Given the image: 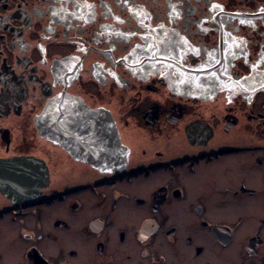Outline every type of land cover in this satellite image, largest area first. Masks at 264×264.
I'll return each instance as SVG.
<instances>
[{
	"label": "flooded vegetation",
	"instance_id": "af4514ba",
	"mask_svg": "<svg viewBox=\"0 0 264 264\" xmlns=\"http://www.w3.org/2000/svg\"><path fill=\"white\" fill-rule=\"evenodd\" d=\"M0 264H264V0H0Z\"/></svg>",
	"mask_w": 264,
	"mask_h": 264
},
{
	"label": "water",
	"instance_id": "95a60500",
	"mask_svg": "<svg viewBox=\"0 0 264 264\" xmlns=\"http://www.w3.org/2000/svg\"><path fill=\"white\" fill-rule=\"evenodd\" d=\"M14 164H16L17 166L19 165L20 167H23L26 165H31L33 163L29 162V160L20 159V160H15ZM35 165H38V164H35ZM35 172H37V173L35 174V179L32 181H35L36 188H37L38 186H40V184H44L47 181V175L48 174H47L46 167L43 168V171L37 170ZM20 173H23L25 175L27 174L26 172H20ZM23 174H21V175H23ZM100 225H101V220H96L91 224V228L92 227H100Z\"/></svg>",
	"mask_w": 264,
	"mask_h": 264
},
{
	"label": "rangeland",
	"instance_id": "374dc122",
	"mask_svg": "<svg viewBox=\"0 0 264 264\" xmlns=\"http://www.w3.org/2000/svg\"><path fill=\"white\" fill-rule=\"evenodd\" d=\"M98 213H101V214H103V212H100V211H98V210H96L94 214H98ZM86 249H87V248H86ZM86 249H85V250H83V251H84V252H86Z\"/></svg>",
	"mask_w": 264,
	"mask_h": 264
}]
</instances>
